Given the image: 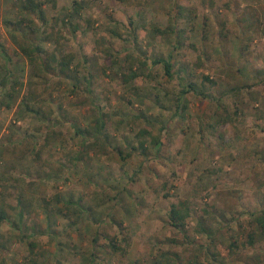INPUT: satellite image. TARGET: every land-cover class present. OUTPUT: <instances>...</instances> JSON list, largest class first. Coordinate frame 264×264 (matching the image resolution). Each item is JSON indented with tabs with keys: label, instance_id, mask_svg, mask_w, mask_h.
<instances>
[{
	"label": "rangeland",
	"instance_id": "1",
	"mask_svg": "<svg viewBox=\"0 0 264 264\" xmlns=\"http://www.w3.org/2000/svg\"><path fill=\"white\" fill-rule=\"evenodd\" d=\"M0 206V264H264V0H0Z\"/></svg>",
	"mask_w": 264,
	"mask_h": 264
},
{
	"label": "trees",
	"instance_id": "2",
	"mask_svg": "<svg viewBox=\"0 0 264 264\" xmlns=\"http://www.w3.org/2000/svg\"><path fill=\"white\" fill-rule=\"evenodd\" d=\"M43 5L44 3H35L34 1H30V7H33V9L35 10L36 14L39 17V20H43L44 23H47V19L45 16V11L43 9ZM24 21V20H23ZM10 23V22H8ZM29 23L32 24L29 25L31 27L30 32L24 33L23 34V38L21 39V41H18L17 43L19 44L20 48L22 49L23 53L26 54L31 60H37L38 57L37 55H40L41 57L45 58L43 59L44 63H43V69L44 70H59L63 75H68L70 71H72L71 68V64L73 62V60L71 58H69L68 56H62V57H58L56 55V53H48V57L46 58L43 54L46 53V51L41 47V45L37 42H35V34L36 32L40 33L41 28L36 25L35 21L33 19H29ZM22 21H19L17 23H13L14 28H18L19 26H21ZM34 24V25H33ZM160 33L163 32V30L160 29V31H158ZM30 34V35H29ZM39 34V35H40ZM34 37V38H33ZM50 37L44 36V38H42L41 41H45V40H49ZM45 39V40H44ZM172 55H170L168 58L165 57H159L154 59V63H162L165 67V71L166 74L169 77H172V68H173V64H172ZM145 63V61H144ZM134 76H136L134 74ZM189 91H196L195 85L190 83L187 88L183 89L182 92L186 93ZM30 108V106H29ZM105 127V120L103 117V114H100L99 119L96 121V125L94 127V130H96L97 134L102 133V130ZM83 132H87V135H92L93 133L86 129ZM158 140L155 139L154 142L156 143ZM140 145L142 146V148L144 150H146L147 146L142 142L140 143ZM66 209H59L58 212L60 215H70V214H76L79 218V216H81V214H83L85 208L83 206V204L81 203V201H74L72 199H69L66 202ZM22 214V211H21ZM191 212L189 210L188 207H186L184 204H182L180 207L177 205H173L171 210H170V219H171V223L172 225H174L175 227H177L178 229L181 230H185L186 228V220L187 218L190 216ZM8 212L2 207L0 206V228L2 226V224L8 219ZM23 217V214H22ZM257 220L259 223H262V225L264 226V217L263 216H258ZM75 222V219H74ZM203 225L201 224V230L203 229ZM209 234H211V232H209ZM255 234L251 233L250 234V238H251V242H254ZM211 237V236H210ZM112 246L114 247V250L116 249H121L118 245H115V242L112 243ZM167 259L168 256H166ZM93 255H91V261H93ZM166 264H174L171 262V260H167L165 261ZM176 263V262H175Z\"/></svg>",
	"mask_w": 264,
	"mask_h": 264
}]
</instances>
